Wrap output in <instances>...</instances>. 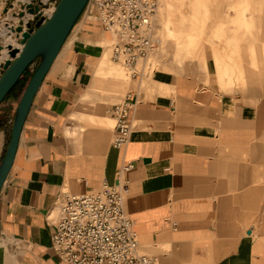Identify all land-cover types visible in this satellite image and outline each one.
<instances>
[{
  "label": "crops",
  "instance_id": "obj_1",
  "mask_svg": "<svg viewBox=\"0 0 264 264\" xmlns=\"http://www.w3.org/2000/svg\"><path fill=\"white\" fill-rule=\"evenodd\" d=\"M236 33L245 37L243 29ZM85 47L65 54L64 71L55 67L58 55L25 120L0 191V264H72L51 246L58 198L65 191L81 194L112 185L129 163L132 168L123 171L129 184L126 210L140 249L154 252L157 264H264L259 113L226 94L177 79L172 95L158 90L160 95L145 99L135 90L129 142L110 144L113 117L96 96L85 94L83 66L88 57L104 63L108 49L103 44L97 54ZM114 69L112 83L119 87L121 69ZM30 78L0 105V163L22 97L16 91L22 88L23 94ZM140 87L151 86L143 79ZM75 118L83 124H74ZM89 126L96 134L92 145L84 142ZM81 131L84 138L75 141Z\"/></svg>",
  "mask_w": 264,
  "mask_h": 264
},
{
  "label": "rangeland",
  "instance_id": "obj_2",
  "mask_svg": "<svg viewBox=\"0 0 264 264\" xmlns=\"http://www.w3.org/2000/svg\"><path fill=\"white\" fill-rule=\"evenodd\" d=\"M40 2L41 0H0V30L3 25H11L13 38L21 42L22 32L18 31L17 27L28 29L29 24L36 27L40 17L25 24L23 16L28 18L27 13H31V8L38 7ZM159 4L156 23L162 46L160 43L161 48L148 59L141 58L146 60L137 64V69L133 70L129 65L126 66L127 69L125 64L111 59L108 47L110 36L101 30L98 20L90 12H83L62 47L60 60L56 62L55 67L63 71L66 69L68 64L65 63L64 57L69 51L78 53V48L87 45L86 50L93 47L98 54L101 45L105 44L108 54L104 63L100 64L95 57H88L83 66L88 73L85 79V94L96 96L105 106L106 113L111 115L112 105L123 101L135 90L141 97L142 93L145 94V99L160 95L158 90L167 91L172 95L177 91V79L179 82L184 79L205 89L217 91L221 95L226 94L232 98L234 104L250 107L252 111L259 113L260 126L264 130V0H158V6ZM96 25L98 32L93 31ZM241 29L245 33L243 39L236 33ZM0 44H3L2 36ZM97 44L100 47L95 46ZM39 62L40 58L30 66L27 75L36 69ZM2 65L3 62L0 64V72H3ZM115 66L121 69L119 87L112 83V72H118L114 69ZM143 79H146L151 87L141 88ZM21 90L22 88L16 91L19 97L22 95ZM111 116L113 125L110 130V144L116 136V119ZM72 122L81 125L84 121L75 118ZM92 128L89 126L91 131L87 132L89 140H84L86 145H92L93 137L96 136ZM81 134L82 131L80 136H68H74L73 139L78 141L84 138H80L84 136V133ZM263 138L262 136V141ZM54 214L58 216V208ZM1 244L5 245L6 240H2ZM140 250L155 254L144 247Z\"/></svg>",
  "mask_w": 264,
  "mask_h": 264
},
{
  "label": "built area",
  "instance_id": "obj_3",
  "mask_svg": "<svg viewBox=\"0 0 264 264\" xmlns=\"http://www.w3.org/2000/svg\"><path fill=\"white\" fill-rule=\"evenodd\" d=\"M57 2L41 0L38 11L23 16L24 23L49 17ZM157 8L158 0H89L84 12L94 15L102 29L114 33L113 58L133 67L160 47ZM137 103L135 94H128L110 109L116 119L114 144L118 147L129 142ZM132 166H125L112 185L103 183L81 194L65 191L58 198L51 246L62 260L72 264L156 263L155 256L140 251L135 221L125 206L129 184L123 171Z\"/></svg>",
  "mask_w": 264,
  "mask_h": 264
},
{
  "label": "water",
  "instance_id": "obj_4",
  "mask_svg": "<svg viewBox=\"0 0 264 264\" xmlns=\"http://www.w3.org/2000/svg\"><path fill=\"white\" fill-rule=\"evenodd\" d=\"M88 2L89 0H58L52 14L47 18L41 16L36 22V27L31 24L28 25V29H24L23 26L17 27L18 31L22 32L21 48L7 45L11 57L3 62V72H0V105L23 77L26 69L39 58L40 62L16 110L11 139L0 163V191L13 166L22 129L34 98ZM31 10L34 12L39 8ZM3 48L4 45L0 44V55Z\"/></svg>",
  "mask_w": 264,
  "mask_h": 264
},
{
  "label": "bare ground",
  "instance_id": "obj_5",
  "mask_svg": "<svg viewBox=\"0 0 264 264\" xmlns=\"http://www.w3.org/2000/svg\"><path fill=\"white\" fill-rule=\"evenodd\" d=\"M26 1H30V0H26ZM159 10H160V4H159V6H158V8H157V11L159 12ZM30 15V13H27V15ZM158 14L159 13H157V20H158ZM15 18H17V17H15ZM8 24V23H7ZM4 27H5V33L4 34H2V33H0V36H2V38H3V45H4V48L2 49V51H1V55H0V64L2 63V62H4L7 58H10L11 57V55L9 54V49L7 48V45L8 44H11L12 46H17V47H22L23 46V44L21 43V42H17L14 38H13V30L11 29V25H4ZM104 32H106V33H108L110 36H111V40H110V43H109V47H110V49H111V59L112 60H114V62H117L114 58H112V56H113V54H112V44L114 43V41H115V35H114V33L112 32V31H108V30H104V29H102ZM159 33H160V31H159ZM161 35V34H160ZM161 40V46H162V38L160 39ZM161 46H160V48H161ZM158 51V50H157ZM157 51H155V52H153V53H151L146 59H148L149 57H151L153 54H155ZM60 54V53H59ZM146 59H139L138 61H137V63H136V65H135V67L133 66L132 68H133V70L134 69H137V64H140L141 63V61H144V60H146ZM118 63H121V64H125L124 66L126 67L127 66V64L126 63H124L123 61H119ZM127 68V67H126ZM130 68V67H129ZM128 69V68H127ZM130 70V69H129ZM131 71V70H130ZM132 72V71H131ZM138 93V92H137ZM116 124V123H115ZM134 124V123H133ZM115 130V129H114ZM58 211H59V209H58ZM155 264H157V262L155 263Z\"/></svg>",
  "mask_w": 264,
  "mask_h": 264
},
{
  "label": "trees",
  "instance_id": "obj_6",
  "mask_svg": "<svg viewBox=\"0 0 264 264\" xmlns=\"http://www.w3.org/2000/svg\"><path fill=\"white\" fill-rule=\"evenodd\" d=\"M35 71V70H34ZM34 71L30 74V76L27 75V73L29 72V68L26 69V71L23 74V77L21 79H19V81L15 84V86L12 88V90L9 92V94L6 96V98L10 95V93L15 90V88H17L18 86H22V85H26L27 80L29 77H31L34 73ZM23 86V87H24Z\"/></svg>",
  "mask_w": 264,
  "mask_h": 264
}]
</instances>
